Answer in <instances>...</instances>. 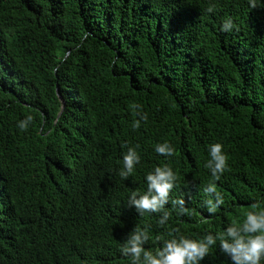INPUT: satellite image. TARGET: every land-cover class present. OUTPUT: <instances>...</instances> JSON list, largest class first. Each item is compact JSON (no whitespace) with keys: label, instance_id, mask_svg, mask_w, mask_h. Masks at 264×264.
<instances>
[{"label":"trees","instance_id":"16d2710c","mask_svg":"<svg viewBox=\"0 0 264 264\" xmlns=\"http://www.w3.org/2000/svg\"><path fill=\"white\" fill-rule=\"evenodd\" d=\"M209 5L214 11L208 12ZM231 17L235 27L222 31ZM137 105L132 109L131 105ZM147 114V120L141 119ZM34 117L25 131L17 122ZM141 119L138 129L133 122ZM170 142V158L154 151ZM221 142L228 167L204 164ZM127 145V146H124ZM141 156L119 176L128 146ZM169 163V203L129 206L145 174ZM214 182L224 204L202 207ZM264 203V7L248 0H0V264H130L119 245L147 226L192 238ZM219 241L202 264H231Z\"/></svg>","mask_w":264,"mask_h":264},{"label":"clouds","instance_id":"9594fccd","mask_svg":"<svg viewBox=\"0 0 264 264\" xmlns=\"http://www.w3.org/2000/svg\"><path fill=\"white\" fill-rule=\"evenodd\" d=\"M248 4L253 9L264 7V0H248ZM207 11H214V7L209 5ZM234 27V21L229 17L223 21L221 30L232 31ZM130 107L136 109L138 106L133 104ZM147 118L146 113L141 117L145 121ZM141 119L133 122L134 129L140 128ZM33 120L34 117L28 114L17 122V127L21 131H25ZM138 147L139 145L128 146L122 157L119 176L124 180L133 174L135 166L141 160L137 151ZM223 149L224 146L221 142L209 144L207 149L209 158L204 164V167L217 181L228 167V157ZM154 151L165 158H170L175 154V148L167 141L156 143ZM145 180L146 191L133 190L127 197L128 205L135 207L140 216H144L146 213H160L158 224L163 226L171 215L169 211L165 210V206L169 203L179 215L191 214L186 207L184 198H170V192L176 187L178 175L169 163L155 166L153 170L145 174ZM202 191L206 196L202 207L206 208L209 215H215L224 204L222 194L217 191L214 182H209ZM174 231L177 235H173L170 239H164L157 235L155 239L162 241V246L150 250L145 247L150 239L147 226L142 228L136 225L124 242L119 245L120 254L129 257L130 264H202V261L219 241L220 253L228 257L231 264H264V203L260 201L251 205V209L244 214L241 222L228 224L222 232L216 234L208 232L203 237L192 238L178 234V229Z\"/></svg>","mask_w":264,"mask_h":264}]
</instances>
